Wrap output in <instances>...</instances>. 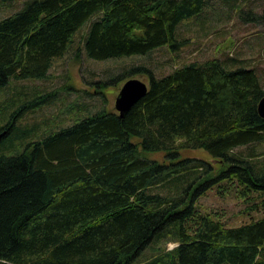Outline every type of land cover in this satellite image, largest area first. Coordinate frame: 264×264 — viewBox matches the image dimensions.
<instances>
[{
    "label": "trees",
    "instance_id": "trees-1",
    "mask_svg": "<svg viewBox=\"0 0 264 264\" xmlns=\"http://www.w3.org/2000/svg\"><path fill=\"white\" fill-rule=\"evenodd\" d=\"M261 3L260 12L241 16L264 22ZM209 4L24 0L0 16V90L11 79L48 77L82 27L91 59L176 50L186 41L177 24ZM127 65L99 80L101 87L148 76L147 91L122 116L101 106L38 131L39 123L21 119L53 91L13 87L0 102V143L7 139L0 147V264H264V117L257 110L264 85L256 67L230 55L160 75L143 62ZM199 147L216 166L179 156ZM155 151L162 160L147 156ZM211 188L222 196L233 190L246 212L261 214L228 224L223 212L199 205ZM169 242L178 247L169 251Z\"/></svg>",
    "mask_w": 264,
    "mask_h": 264
},
{
    "label": "rangeland",
    "instance_id": "rangeland-1",
    "mask_svg": "<svg viewBox=\"0 0 264 264\" xmlns=\"http://www.w3.org/2000/svg\"><path fill=\"white\" fill-rule=\"evenodd\" d=\"M23 1L0 0V16L18 8ZM208 4L199 17L182 19L177 24L179 35L185 37L186 41L176 50H170L163 45L146 55L132 54L120 58L91 59L82 48V35L85 30V27H82L74 34L67 51L54 59L48 77L11 79L9 84L11 86L0 90V102L11 95L13 87H23L30 92L53 91V99L49 103L26 113L21 122L23 125L39 123L38 131L48 128L49 124L55 128L70 123L79 113L92 112L101 106L115 110V96L124 80L106 82L101 87L99 80L102 81L110 74L119 72L121 67L128 63L127 67L133 65V62H143L152 68L154 74L160 75L190 60L225 55L235 56L243 63L255 66L264 85V22L248 20L241 16V11L251 8L260 12L261 0H208ZM133 76L148 82V76L145 74ZM101 89L102 94L97 91ZM74 102L82 104L85 108L76 112L71 108ZM2 122L3 119H0V124ZM6 140L0 143L3 149H6L7 142L3 143ZM147 156L162 160L164 153L148 152ZM179 156L202 158L214 166L217 165L216 158L200 147L182 148L179 150ZM198 202L203 210L218 209L223 212L228 224H239L261 214L260 210L246 212L245 203L233 190L222 196L215 188H211L199 197ZM150 253L149 250L144 251L140 259H144Z\"/></svg>",
    "mask_w": 264,
    "mask_h": 264
},
{
    "label": "water",
    "instance_id": "water-1",
    "mask_svg": "<svg viewBox=\"0 0 264 264\" xmlns=\"http://www.w3.org/2000/svg\"><path fill=\"white\" fill-rule=\"evenodd\" d=\"M148 83L144 80L130 76L124 79L115 96L114 107L122 116L147 91ZM257 110L264 117V94L257 104Z\"/></svg>",
    "mask_w": 264,
    "mask_h": 264
},
{
    "label": "clouds",
    "instance_id": "clouds-1",
    "mask_svg": "<svg viewBox=\"0 0 264 264\" xmlns=\"http://www.w3.org/2000/svg\"><path fill=\"white\" fill-rule=\"evenodd\" d=\"M176 247H178V244L177 243H168V245H167V249L169 250V251H171V250H174Z\"/></svg>",
    "mask_w": 264,
    "mask_h": 264
}]
</instances>
